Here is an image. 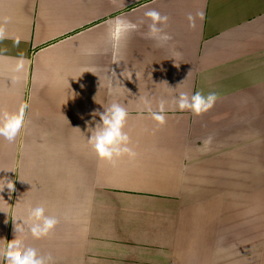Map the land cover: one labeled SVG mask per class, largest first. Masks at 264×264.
<instances>
[{
    "label": "crops",
    "instance_id": "0c3cea01",
    "mask_svg": "<svg viewBox=\"0 0 264 264\" xmlns=\"http://www.w3.org/2000/svg\"><path fill=\"white\" fill-rule=\"evenodd\" d=\"M150 9L170 40L149 37ZM116 18L137 25L119 43ZM181 92L217 98L196 114ZM113 101L136 155L109 163L86 122ZM6 112L24 127L0 138L15 184L0 251L27 203L59 221L40 238L22 228L50 264H264V0H0Z\"/></svg>",
    "mask_w": 264,
    "mask_h": 264
},
{
    "label": "clouds",
    "instance_id": "9594fccd",
    "mask_svg": "<svg viewBox=\"0 0 264 264\" xmlns=\"http://www.w3.org/2000/svg\"><path fill=\"white\" fill-rule=\"evenodd\" d=\"M198 15L203 18V11ZM145 16L151 19L148 35L150 38L159 41H167L171 36L163 31V26L166 25L168 17L161 15L155 9H150L145 12ZM137 25L123 18H116L111 29V36L114 42L119 43L128 33L135 30ZM216 93L210 92L206 96L200 92H195L191 95L181 92L178 97V107L180 109H190L194 113L199 114L209 110L215 100ZM145 105L149 104L147 99L144 100ZM164 102L161 101L159 111L152 112V118L157 122L163 123ZM99 116L96 120L95 117ZM128 117L127 108L118 101L111 102L103 111L93 113L91 120L87 121V137L88 145L95 152L98 159L102 162L114 163L120 157L127 155L129 159L135 157L136 153L129 145V136L124 131V126ZM24 127V117L19 113L6 112L0 118V138L8 142H15L17 136ZM4 171H13L12 169H2ZM7 190L9 198L15 191V184L12 179L7 176H0V193ZM0 200L7 201L0 195ZM18 199L17 201H19ZM28 208L26 219L18 223L13 220L14 238L6 242V246L0 251L6 264H50V257L41 255L37 249L26 245L22 242V228L27 227L28 232L34 238H40L48 235L59 223L57 217L46 215V209L43 205L32 207L30 204H25Z\"/></svg>",
    "mask_w": 264,
    "mask_h": 264
}]
</instances>
